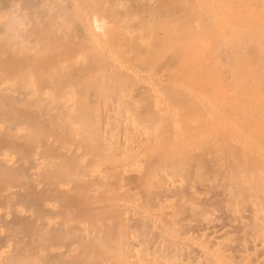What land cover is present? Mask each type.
Listing matches in <instances>:
<instances>
[{"label": "rangeland", "instance_id": "1", "mask_svg": "<svg viewBox=\"0 0 264 264\" xmlns=\"http://www.w3.org/2000/svg\"><path fill=\"white\" fill-rule=\"evenodd\" d=\"M99 1V8L101 3L104 4L103 13L106 11L107 14H104L107 16L104 17V29L98 31H102V35L96 32L98 34L95 33L92 39L100 40L101 45L82 40L83 45L91 43L90 47L96 43L93 45L96 50L105 46L107 50L102 47L104 55L100 47V51H95L101 57L94 51L91 56L95 54L106 62L100 60L102 62L90 65L95 67L107 63V68H111V64L112 68L119 65V70L115 68L117 71L114 68L104 70L105 65H99L104 69L100 71L98 66V70L100 73L106 71V74L102 73V78L110 73L108 78L112 70L115 71L112 76L117 75L114 78H123L125 74L131 80L124 78L128 85L123 82V85L126 83L122 85L125 91L120 88L124 92H119V85L114 82L117 80L110 76L109 87L113 83L115 89L108 92L109 88L105 86L108 88L105 93L111 97L103 94L105 89L102 87L99 92L106 97L97 99L101 95L96 96L97 101L92 104L90 100L89 105L84 104L87 99L81 103L77 99V105L73 103L76 94H80L75 87L80 85H69L73 92L71 108L64 104L56 107L58 103H54L56 105L50 104L49 108L45 105L30 108L31 105L26 104L27 109L25 104H15V111H33L34 115H39L37 122L45 123L41 126L35 123L34 126L30 119H23V126L21 124L11 133L4 130L6 124H0V131L4 130L0 132V148H8V156L13 162L36 154L44 159H41L44 163L40 162V169L32 170L38 185L30 179L24 189L16 187L11 192L17 196L52 191L55 196L51 193L54 196L51 197L57 198L52 208L60 217L67 207H71L73 215H79L76 216L78 221L85 223L86 229L89 228L88 237L93 235L91 237L98 238L99 243L87 237L89 243L99 249L98 255L94 254L100 257H95L96 264H100L104 256L103 264H264V0H183V3L179 0L181 4L178 0ZM173 6L177 10L175 16L170 8ZM103 35L105 38L100 39L99 36ZM72 38L66 41L71 40L65 47L71 51L70 55H76L82 40ZM169 39H172L173 46ZM47 42L50 45L48 39L39 42V45L44 46ZM65 47L64 52L61 50L62 54H69L65 52ZM31 51L33 55L28 54L34 56L35 50ZM87 53L90 54V49ZM87 53H77L73 58L87 61L90 56ZM56 54L48 52L46 56L43 54L46 58H42L49 59ZM95 69L98 71L96 67L91 72ZM95 72L93 75L99 73ZM91 75L87 76L88 79ZM107 78L104 80L107 81ZM87 88L84 92L90 90ZM52 92L45 93L44 97L50 98ZM118 93L123 94L120 96ZM115 94L125 101H117ZM35 107L41 108L40 114H36L38 110ZM58 108L64 110L62 113L67 112L64 118L53 115L54 119L51 114L58 113L60 116ZM42 109L49 111L48 115ZM54 109L56 112H53ZM77 109L81 113L86 112L81 115ZM87 113L92 116L87 115L88 121V118L84 119ZM58 118H66V121L59 122ZM81 121H87L89 125ZM38 125L44 128L47 135L43 132V136L41 129L38 128V131L36 128L42 136L36 133L34 137L35 131H30ZM87 135H93V141H90L95 139L94 145L89 138H85ZM85 139L89 143L84 142ZM64 157L74 158L76 166L73 167L77 169L73 168L70 174L75 171L77 177L69 175V181L65 179L67 184L62 186L55 184L52 178H45V175L47 171L49 174L53 170L54 174L58 170L61 172L63 165L60 162ZM46 161L55 166L59 161L61 169ZM2 193L0 189V195ZM83 193H88L89 197ZM77 198H81L89 211L83 209L85 206ZM75 200L79 203L76 204ZM73 201L74 207L70 204ZM2 213L6 214L7 210L0 207V216ZM104 238L111 242H104ZM85 244L82 250L79 244L75 247L83 251ZM96 248L94 250L97 251ZM4 250L14 254L12 243ZM99 253L104 256L101 258Z\"/></svg>", "mask_w": 264, "mask_h": 264}, {"label": "bare ground", "instance_id": "2", "mask_svg": "<svg viewBox=\"0 0 264 264\" xmlns=\"http://www.w3.org/2000/svg\"><path fill=\"white\" fill-rule=\"evenodd\" d=\"M109 1H114V0H109ZM101 2H103V0ZM115 2H118V1H115ZM99 3H100L99 0H0V18L5 16L4 20H2V21L0 20V124L1 125L2 124L7 125L6 128L3 127L4 130L6 129L9 131V133H11L12 131L17 130L19 127H21V124L23 126V124L25 122V120L23 121V119H27L28 121L30 119L32 121L33 117H34V120H36V121L35 122H34V120L32 122L29 121L32 125L35 126V123L36 124L38 123L39 125L42 124V123L37 122V120H39V117H37V116H39V115H34L32 113L33 112L32 110H31L32 112H30V113H32L31 115L29 113V110L27 111L28 114L24 113L25 112L24 110H20V111H24V112H20L18 110L15 111L14 110L15 104H17V105H19V104L24 105L25 104L24 107L27 104V106L31 105V106H29L30 108H33L32 106L42 108L44 105L46 107H48L50 104L52 106V104L58 103L56 107H59L58 105L61 106L64 104L65 107L67 106V108H71L69 106L73 102L72 101L70 103V99H71L73 92L71 91L72 89L69 88V85H72L70 87H74L75 85L76 86L80 85L78 87H75V89L77 88L76 90L78 91V93L80 92V94H78L79 96H77V94H76V99L74 97V99H73V100H75L73 102L74 104H75L77 99L81 100V101L79 100L80 103L87 101L84 104H88V101H89V104H91V101H92V104H93L94 101H97L96 96H99L102 94V93H100L101 89H103L102 87H104V89H105L104 92L102 90L103 94L107 93V92L105 93V91L108 88H109L107 90L108 92H110V89L113 90L111 92H114L115 88L112 87L113 83L111 84L112 86L109 87L111 80H108V78L110 76H112V73L117 71V69H118L117 67L119 65L115 66L114 65L115 63H113V66H115V68H117V69H115L113 67L114 68L113 69L111 62H109V64H111V68L115 71L110 70L111 75L108 78H107V76L110 73L107 71L109 74L107 73L108 75L107 76L104 75L106 77L102 78L103 77L102 73L104 71H102V73H100V71L104 69V68L102 69L101 67L104 66L105 63H103V65L98 63L101 67L99 65L95 66L96 65L95 62H97V61L99 62L100 60L104 61V59H102V58L99 59L97 57V55L100 56V54H97L96 51L101 50V52L103 53V54L102 53L101 54L104 55V52H103L104 48H105V50H107V49L105 46H102L104 48H102L100 46L102 49H100V47H99L100 50L99 49L96 50L97 47H95V46L93 47V45L96 43H94L92 45V47H90L92 41L96 40V38L92 39L93 36H96L94 34L98 31L100 32V30L104 29V27H103L104 23H105L104 17L106 18V16H107L106 11L104 12L106 14L103 13L104 7H102V6L104 4L101 3V6H100L101 8H99V5H100ZM182 3H183V0H182ZM178 4H181L180 1ZM185 4H187V3H185ZM177 5H175V6H177ZM170 8L173 9L175 7L173 6ZM179 8H180V5H179ZM100 9H102V10L100 11ZM175 11L177 12V10H174L173 11L174 13L172 12L173 15L174 14L177 15L175 13ZM185 22H186V20H185ZM59 29H62L61 30L62 32ZM107 32L108 31H106L105 33H107ZM58 33H60L61 35H59ZM98 33H96V34H98ZM101 33H103V32L101 31ZM101 33H99L98 35H100ZM173 33H172V35H173ZM187 33H189V31ZM72 36H74L76 39H80V40L85 39V41L91 42V43L86 42L87 47H89V49H90V54L87 53V52H89V49H87V47H84L86 43L83 45V43H84L83 40L81 42V44H82L81 48L77 52L78 55H83L81 53H87L88 56L90 55L89 57H87V61L84 59L86 61V63L88 62L89 64L84 63V60L82 62L81 57H80L81 58L80 61L82 63L78 60L79 58L77 60H76L77 57L73 58V56L75 54H73V55L71 54L72 57H70L71 51L70 52L67 51L68 47H65V46H68L67 43L71 42V40L73 41ZM99 37L101 39V37H104V35L99 36ZM174 37H175L174 39H176V36H174ZM70 38H72V39L69 40L68 42H66ZM104 38H102V40ZM46 39H48L50 41V45H48V42L46 43V45L44 44V46H41V44L39 45V42H41L43 40L45 41ZM102 40H101V42H102ZM191 40H193V39H191ZM98 41H100V40H98ZM98 41H95V42H97V44H98V43H100ZM223 41H224V39H223ZM169 42L171 43L170 45L173 46L174 43L172 44V39L171 40L169 39ZM31 44H32V47H31ZM53 44H56V46L54 48L51 47ZM58 44H60V45H58ZM185 44L187 45V43H184V45ZM100 45H101V43H100ZM170 45H168L169 48H171ZM64 47L66 48L65 52H69V54L68 53L67 54L64 53L66 55L62 54L64 52ZM51 48L54 50H50ZM93 48H95V49H93ZM30 50H33V51L35 50L34 56H32L33 53H32V51L30 52ZM46 50H47V52H46ZM55 50L57 51L56 53H58L60 50L62 55H58V54H60V52L58 54H56ZM61 50H63V52ZM53 51H54V55L55 54L57 55L56 57L52 56V58L50 57L49 59H43L42 58V57H44L43 54L45 55L48 52L53 53ZM93 51H94V53L96 52L95 54H97V55L94 54V56H91V53L93 55ZM28 53H30L32 55H30ZM72 53H76V52H72ZM77 53H76V55H77ZM3 56H5V57H3ZM95 56L97 57V59ZM44 58H46V57H44ZM88 58H90L89 61H88ZM103 58H107V56H105V57L103 56ZM121 58H122V56H121ZM110 59H112V58H110ZM121 61H123V60H121ZM100 62H102V61H100ZM104 62H106V61H104ZM112 62H113V59H112ZM93 63H95V65H94L95 67H93V66L91 67V65H93ZM82 64H84L86 66H83ZM88 65L90 67H88ZM106 65L108 66L107 63H106ZM106 65L104 67H106ZM98 66L100 68V71L98 70L99 69ZM85 67H87L90 70H87V68H85ZM96 67H97L98 71H96V69H95V70H93V72H91V70L93 68H96ZM111 68L106 67V69H104V70H108ZM120 68H122V66ZM83 69H85V71H83ZM122 69H120V70H122ZM95 71L99 72V73L95 74L97 76L93 75V73ZM122 71H124V70H122ZM86 72L88 74L92 73V75L95 76L96 78H93V76L91 74H89L92 77L90 76V79H88L89 75L86 74ZM104 73L106 74V71ZM120 73H123V72L120 71ZM99 76H101L100 79H99ZM115 76H117V75H115ZM112 77H110L109 79H111ZM114 77H113V79L117 80L114 82H117L119 85V92H122L125 89V87H124V89L122 87L123 82H127L126 79H130V78L125 77V74H124L123 78L119 77L116 79ZM106 78H107L108 82L106 80H104ZM124 78H126V79H124ZM32 79H34V81H32ZM118 79H120V81H122V82H120ZM36 81H39V82H36ZM119 82L121 83V85L119 84ZM81 84H82V87H81ZM85 84H86V86H85ZM125 84L126 83H124L123 86H125ZM83 85L85 86L84 87L85 89L87 87H89L90 88L89 91L96 90L99 94L96 91H93L90 93L88 90L87 91L85 90L86 92H84ZM116 85L114 83L115 87L118 86V85L117 86ZM127 85H128V82H127ZM105 86H107L108 88ZM79 87L82 89H80ZM89 88H87V89H89ZM120 88H122L123 90H120ZM44 89H45V91H46V89H48L47 90L48 93H50L52 91L57 93V94L54 93L55 95H53V92H52V95L50 94L52 96V98L50 96L52 102L49 100L50 98L44 97V94L47 93V92H43ZM79 89L84 93L79 91ZM126 89H127V86H126ZM117 92L118 91H116V94H117ZM15 93H16V95H14ZM121 94H123V93H121ZM121 94H119V95L122 96ZM125 94H126V92H125ZM106 95H109V94H106ZM104 96L101 95L97 99H100L101 97H104ZM116 96H118V95H116ZM124 96H126V95H124ZM155 96H157V95H155ZM77 97H79V98H77ZM88 97H89V99H88ZM109 97H111V95H109ZM149 97H148V100H149ZM166 97H167V94H166ZM30 98H32L33 100L31 101ZM72 98H73V96H72ZM47 99L51 103L48 102ZM82 99H83V101H82ZM92 99H94V100H92ZM119 99L120 98L118 96L117 101H119ZM121 101H125V99H123V97H122V99H120V102ZM60 103H62V104H60ZM74 104L72 106H74ZM84 104L82 105L83 107L85 106ZM55 105L56 104H54V106ZM75 105H77V103ZM51 106H49V107H51ZM115 106H116V104H115ZM11 107H13V109ZM17 107H19V106H17ZM21 107H23V106H21ZM29 107H27V109ZM79 107H80L79 110H81L80 104H79ZM89 107L87 106V108H89ZM8 108L12 109V110H9ZM41 108H38V109L36 108L38 110V113L36 112V114H40L39 110ZM63 108H64V106H63ZM76 108H78V106H76ZM44 110L42 112L45 115L46 114L48 115L49 111L46 112V110L45 111ZM57 110L59 112L61 109L59 110V108H58ZM63 111L61 110V113ZM53 112H56V110L54 109ZM83 112H86V111H83ZM61 113H60V116L58 115V113L57 114L54 113L51 115L52 116L57 115L59 118H64L65 113H62L63 117H62ZM82 113L80 112L79 114L82 115ZM45 115H43V116H45ZM84 115H83L84 119H86L88 117H92L88 113L84 114ZM87 115H89V116L87 117ZM55 116H53L54 119H55ZM70 116H72V115L70 114ZM76 117L77 116H75L74 118L76 119ZM78 117H80V116H78ZM65 119H62V120L59 119L60 121L59 120L58 121L61 122V121H64ZM90 119L92 120V118H90ZM27 120H26V122H28ZM51 120H53V119H51ZM51 120H49V121H51ZM57 120H56V123H57ZM86 120L88 121L89 118ZM87 121H84V122H86V125H89V124H87ZM84 122H82V123H84ZM90 122H92V121H90ZM44 123L45 122H43V124ZM53 123H55V121ZM46 125H48L47 122H46ZM62 125H60V126H62ZM34 126H33V128H34ZM38 126H36L34 128V130H32L33 128L30 129L31 127L28 128L29 130H32V131H30L31 133L33 131H35L33 133L34 137L37 133L36 128H37V130H38V128L41 129L40 128L41 125L39 127ZM65 126H66V124H65ZM82 127H83V125H82ZM47 128H48V126H47ZM50 128H49V130H50ZM53 128H51V129H53ZM83 129L84 128H81V130H83ZM4 130L2 129L1 131L3 132ZM43 130H44V128L41 129V134L44 132ZM47 132H49L48 129H47ZM37 134L39 136L43 135V134L40 135V132H38ZM82 134H80V135H82ZM89 134H91V133H89ZM43 136H45V135H43ZM91 136L93 137V135H91ZM82 137H84V135ZM92 137L87 135L85 138H87V139L89 138V141H90V140H92L91 139ZM94 138L98 139V137H96V136ZM87 139H85L84 142H88ZM92 141H90V142H92ZM92 143H93V145H94V143H96L95 139H94V142H92ZM101 143H102V140H101ZM93 145H92V147H93ZM7 149L0 148V189L3 192L0 195V207H1V209L4 208L7 210L6 214L2 213V215L0 216V264H87V262H91L90 264H94V263L96 264L95 257L98 255V250H99L96 248V245H95V243L97 244V242L94 243L95 248L97 249V251H96V250H94L95 249L94 246L91 245L92 243L91 242L89 243L90 239L87 240V237L89 235V234L87 235V231L89 228L86 229L87 226L84 225L85 223L78 221L79 218L77 219L76 216H79V215H76V216L73 215L71 207L66 208L64 206L66 208V211H64L65 214L61 215V217H60V214L52 208V205H54L53 203L56 202V200H57L56 197L52 198L55 196L52 193V191L51 192L49 191L50 194H49V192L48 193L47 192H44V193H42V192L38 193L37 192V194H35V192H36L35 191L34 193L33 192L32 193H21V194H18L17 196H16V194L11 192L12 189L16 188V187L24 189L27 186L28 180H30V179L34 182V184H37V183L39 184V182L34 177L35 173H32V170L37 169L41 163H44V161L42 162V160H44V159L42 157H39V155L37 156L36 154H34V156L23 157V158L19 159L18 161L13 162L11 157L8 156V152H7L8 150ZM73 159L72 158H65V157L62 158L60 163L63 165V167H62L63 170L61 172H60V170H58V172H56L54 174V172H53L54 170L52 171L51 169H49L52 171V172H50L52 174H49V172L47 171L48 174H47V176L45 175V178H48V179L52 178L54 180L55 184L62 185V186L66 185L67 184L66 181L68 180L67 178H69V175H71L72 177L76 176L75 171H74V173H72L73 175L70 174L73 171L72 169L76 168V167H73V165L76 166L75 165L76 163H74L75 160H73ZM59 161H60V158H59ZM46 162H48V161H46ZM58 162L56 161V163L58 165L54 162L56 164V166L54 164H52L51 162H48V163L54 165V168L56 167V169H61L60 168L61 164L59 166ZM41 166H43V165H41ZM46 166H47V163H46ZM57 166L59 168H57ZM38 169H40V167ZM78 169H80V168H78ZM72 177H70V178H72ZM76 177H74V178H76ZM65 179H66V181H65ZM76 179H78V178H76ZM51 195H52V197H51ZM84 195H87L89 197L88 193L84 194ZM57 196L60 197L59 195H57ZM67 197H68V195H67ZM88 197H83V199L88 198ZM72 199H73V197H72ZM78 199H79V202L81 204H83L80 201L81 198H77V200ZM88 199L90 200V198H88ZM69 200H70V198H69ZM77 200H75V201H77ZM94 200L95 199H93V201ZM79 202L77 201L76 204H78ZM88 202H90V201H88ZM67 204H65V205H67ZM70 204H73L72 206L74 207L75 202L73 201ZM83 206H85V204H83ZM68 208H70V210ZM75 209H73V210H75ZM79 209H80V207H79ZM83 209L85 210L86 206ZM87 209L85 211H89V209L88 210ZM67 210L69 212H67ZM61 211H63V210H61ZM75 213L78 214L77 212H75ZM81 214H82V212H80V215ZM81 217H83V216H81ZM88 225H89V223H88ZM137 225H138V223H137ZM193 226H194V224H193ZM195 226H197V225H195ZM139 228H141V227L139 226ZM110 229H111V227H110ZM201 229L203 230V228H201ZM204 229H206V228H204ZM147 230H148V228H147ZM188 230H189V228H188ZM193 230H195L194 227H193ZM88 232H90V231H88ZM109 232H110V230H109ZM141 233H143V231ZM141 233H139V234H141ZM117 234H118V231H117ZM137 234H138V232H137ZM91 236H93V235H91ZM91 236H89V237H91ZM94 236H95V234H94ZM121 236H123V235H121ZM121 236H120V238H121ZM198 236H199V234H198ZM91 238L95 239L94 237H91ZM96 239H98V238L96 237ZM96 239H95V241H98ZM104 239H105L104 240V242H105L106 238H104ZM85 240H87L88 242ZM122 240H124V239H122ZM211 240H212V238H211ZM84 242L85 243L87 242L90 245L89 244L86 245L87 243L85 244ZM106 242H108V240ZM109 242H111V241H109ZM120 242H121V239H120ZM11 243H12V246L14 249L13 250L14 254L10 255V251H6V253H5L4 249H6L7 246H10ZM82 243L85 244L86 248L83 249V251H80V250H82V247L84 248V246H83L84 244H82ZM98 243H99V241H98ZM101 243H103V241ZM128 243H129V241H128ZM203 243H205V241H203ZM208 243H210V242H208ZM78 244L81 245V247L79 246L80 250H78L75 247L76 245L78 247ZM126 244H127V242H126ZM106 245H108V244H106ZM109 245H112V243H110ZM117 247H118V245L115 248H117ZM125 248L126 247H124V249ZM218 248H220V247H218ZM95 251L97 253H95ZM7 252L9 253V255H5V254H7ZM147 252H148V250H147ZM11 253H12V251H11ZM119 253H121V252H119ZM94 254H97V255L95 256ZM99 254H100L99 256L102 255L101 258L104 256L101 253H99ZM107 255H109V254H107ZM155 256H154V258H155ZM161 256H163V255H161ZM104 257H106V256H104ZM104 257L102 259L105 260L106 258H104ZM93 258H94V261H92ZM97 258H98V256H97ZM88 259H91V261H88ZM98 259H100V257ZM104 260H100V264H103L101 261H104ZM85 261H86V263H85Z\"/></svg>", "mask_w": 264, "mask_h": 264}]
</instances>
